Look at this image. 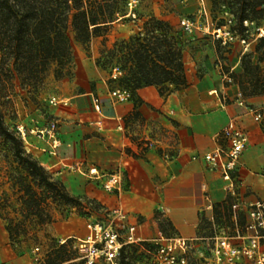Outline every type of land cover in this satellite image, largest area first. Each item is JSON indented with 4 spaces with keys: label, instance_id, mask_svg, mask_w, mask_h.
<instances>
[{
    "label": "crops",
    "instance_id": "obj_1",
    "mask_svg": "<svg viewBox=\"0 0 264 264\" xmlns=\"http://www.w3.org/2000/svg\"><path fill=\"white\" fill-rule=\"evenodd\" d=\"M184 64L186 88L171 87L169 94L161 95L159 88L147 87L123 103L112 98L117 83L110 78L101 76L94 84L81 78L74 89L82 91L52 111L60 140L56 155L50 154L48 142L34 136L25 146L60 177L71 195L94 200L109 212L122 210L128 223L136 226L141 242L157 237L155 223L160 217L174 236L197 240L204 239L203 217L211 216L214 207L229 197L237 198L246 213L264 204V123L256 122L249 111L264 114V95L246 101L239 98V88L225 82L215 49L209 45L195 49L191 44L184 52ZM230 123L249 138L235 172L234 190L204 160ZM148 142L153 147L147 148ZM91 169L97 170L99 178L89 175ZM115 174L123 179L122 190L108 193L103 184ZM87 223L73 216L49 229L54 237L86 239ZM0 240H6L4 231ZM4 260L25 264L11 248L1 251V263Z\"/></svg>",
    "mask_w": 264,
    "mask_h": 264
},
{
    "label": "rangeland",
    "instance_id": "obj_2",
    "mask_svg": "<svg viewBox=\"0 0 264 264\" xmlns=\"http://www.w3.org/2000/svg\"><path fill=\"white\" fill-rule=\"evenodd\" d=\"M127 5V19L120 20L102 31L100 36L91 40L89 46L76 42L73 29L69 26L67 35L73 53V69L65 78L57 79L55 74L51 73L43 84L34 90L18 79L9 82L2 93L0 107L5 123L11 131L16 132L17 126L21 125L28 130L45 127L54 120L52 111L55 105L51 102L55 100L60 103L73 93L82 91L79 88L74 89L81 78L84 81L89 79L91 84H94L101 76L110 78V82H113L112 67L103 64L102 52L112 49L118 40L128 39L139 32H145L144 24L152 17L169 22L175 27L177 37H180L185 44V51L193 43H195V49L200 45H209L214 48L221 72L231 78V82H225L228 86H237L243 100L252 99L245 97V94L260 92V89L256 87L257 78H262L260 74H255L253 80L243 78L240 64L244 55L254 53L260 38L264 36V20L257 25L249 24L248 30L240 35L230 9L223 5L222 0H128ZM184 21L193 25L191 33L184 29ZM222 22L224 26L219 29ZM218 30L230 34L232 40L227 39V43L223 44V40L217 38ZM242 36L245 37L248 45H242ZM254 61H256L255 58ZM261 67L264 68V64ZM240 83L243 84L244 93L239 86ZM31 156L54 180L61 181L54 171L47 169L38 159ZM30 184L34 186L33 178L25 169V165L16 160L10 145L0 139V238L3 231L6 235L4 243L0 240V264H7L5 260L1 263V251L5 248H11L13 255L23 259L25 264H48L49 261H55L59 254L62 256L61 259L63 256L69 259L63 263L55 261L57 264H80L82 258L75 245L84 237L68 239L72 241L71 246L61 252L59 247L68 240L54 237L49 227L77 216L88 221L89 230V225L97 220L105 222L110 220L107 209L99 203L94 206L89 205L87 198L75 195L72 196L79 199L82 205L57 204L47 198V192L42 193L39 190L37 197L31 200L27 192ZM233 203L237 207L232 209L231 217L230 213L221 208L218 209V214L212 213L209 217H203L201 236L204 241L199 250L191 252V264H195L202 253L205 256L210 255L212 239L215 236H231L235 224L245 227L248 214L242 210L237 198H234ZM7 226L13 228L16 242L10 241ZM155 227L159 232L157 237L129 245L122 254L121 264H149L154 241L157 238L174 236L164 218L160 217Z\"/></svg>",
    "mask_w": 264,
    "mask_h": 264
},
{
    "label": "trees",
    "instance_id": "obj_3",
    "mask_svg": "<svg viewBox=\"0 0 264 264\" xmlns=\"http://www.w3.org/2000/svg\"><path fill=\"white\" fill-rule=\"evenodd\" d=\"M222 1L223 5L230 9L240 35L248 30L245 22L257 25L264 20V0ZM127 4L128 0H0V101L7 85L14 79L34 90L38 89L51 73H54L57 79L68 76L73 69V53L67 35L69 26L73 29L76 42L89 46L91 40L100 36L102 31L120 20L127 19ZM144 26L145 32L118 40L112 49L102 52L103 64L111 66L112 69L117 67L122 73L114 83L130 91L131 96L147 87L159 88L161 95L169 94L171 87L186 88L188 84L183 59L185 44L177 37L175 27L154 17L145 22ZM223 26L222 22L219 29ZM242 37V40H246ZM262 64L264 36L260 38L254 53L244 55L241 59L240 71L243 78L253 80L257 73L262 77L256 81L260 92L245 94L247 98L264 95ZM239 86L243 90V84L240 83ZM0 139L10 145L16 160L25 165V169L33 178L34 186L30 184L27 188L31 200L37 197L39 190L42 193L47 192V198L57 204L82 205L61 181L54 180L27 152L17 132L11 131L6 125L1 107ZM87 203L98 205L90 199ZM233 206V199L229 197L214 207L213 214H218V209L221 208L230 213L231 217ZM236 227L243 228L235 224ZM7 231L10 241L16 242L13 228L7 226ZM71 244L72 241L68 240L59 250L63 252ZM127 247L122 249L121 257ZM61 257L59 254L55 261L63 263L69 259ZM55 261H49L48 264H57ZM80 264L85 262L82 260Z\"/></svg>",
    "mask_w": 264,
    "mask_h": 264
},
{
    "label": "built area",
    "instance_id": "obj_4",
    "mask_svg": "<svg viewBox=\"0 0 264 264\" xmlns=\"http://www.w3.org/2000/svg\"><path fill=\"white\" fill-rule=\"evenodd\" d=\"M248 26V22H245ZM253 25V24H251ZM184 29L191 33L193 25L183 22ZM217 38L227 43L232 40L230 34L217 31ZM242 45H248L246 40H241ZM122 76L119 68L114 67L111 80L117 82ZM224 80L231 82L229 75H224ZM111 96L116 102L123 103L131 98L130 91L119 86L111 90ZM242 98V95H239ZM53 105L58 104L55 100ZM96 110L100 111L99 99H95ZM244 106L243 100L240 103ZM255 116V121L264 123V114L260 110L249 108ZM17 135L26 146L30 136L48 142L51 147L50 154L56 155L55 150L60 145L58 138V122L52 120L43 128L28 130L25 126H17ZM218 146L213 151L204 155V160L214 171H218L229 190L236 186L235 172L240 164L243 153L248 145V135L239 130L234 123H230L218 136ZM152 142L147 143V148L153 147ZM26 148V147H25ZM167 158V157H166ZM89 175L99 178L97 170L91 169ZM123 179L115 174L107 178L103 189L108 193L120 192ZM237 206H233L236 209ZM248 221L244 228L236 227L231 236H215L212 239L210 255L202 256L195 264H264V204L256 205L248 210ZM108 220H97L89 225V234L86 239L80 240L75 245L85 264H120L121 251L124 247L141 242L136 237V226L127 223L126 214L120 210L108 211ZM126 233V235H124ZM204 239L185 240L177 236L157 238L151 251L149 264H191L190 254L199 248Z\"/></svg>",
    "mask_w": 264,
    "mask_h": 264
}]
</instances>
